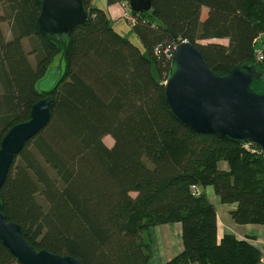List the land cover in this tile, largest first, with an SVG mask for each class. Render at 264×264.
<instances>
[{"label":"trees","instance_id":"1","mask_svg":"<svg viewBox=\"0 0 264 264\" xmlns=\"http://www.w3.org/2000/svg\"><path fill=\"white\" fill-rule=\"evenodd\" d=\"M41 1L0 0V141L30 117L33 103L52 99L47 124L14 157L1 186L6 220L36 249L82 264H150L148 228L172 222L181 223L184 248L163 264H260L247 241L217 239L215 208L201 189L212 186L222 203H237L236 223L264 224V150L179 122L164 81L183 40L218 75L249 65L264 79V48L260 61L254 52L264 0H151L143 12L128 0H106L127 3L143 50L93 0H82L86 20L61 40L41 34ZM213 38L227 43H203ZM59 60L60 79L40 92L37 81ZM222 160L229 170L218 169ZM0 264H20L1 241Z\"/></svg>","mask_w":264,"mask_h":264},{"label":"water","instance_id":"2","mask_svg":"<svg viewBox=\"0 0 264 264\" xmlns=\"http://www.w3.org/2000/svg\"><path fill=\"white\" fill-rule=\"evenodd\" d=\"M128 5L134 12L148 11L151 0H128ZM86 18L82 0H42L36 24L41 34L61 40L63 34ZM251 69L249 65H241L218 75L194 44L180 41L172 51L164 81L170 112L196 132L217 134L264 150V79L255 77ZM61 73L59 60L37 81L36 88L49 94ZM51 100L47 95L33 103L30 117L10 127L2 137L0 189L14 157L47 124ZM0 241L20 264H82L71 255L36 249L25 240L17 223L6 220L1 201Z\"/></svg>","mask_w":264,"mask_h":264},{"label":"crops","instance_id":"3","mask_svg":"<svg viewBox=\"0 0 264 264\" xmlns=\"http://www.w3.org/2000/svg\"><path fill=\"white\" fill-rule=\"evenodd\" d=\"M127 7V3L120 1L107 5L106 10L112 22H115L120 18H124L123 14L128 12ZM1 24L5 23L2 22ZM6 26L8 27H6L4 36L5 39H9L11 38L9 22ZM22 42L24 49L30 52L29 39L24 38ZM218 169L223 171L229 170L228 163L223 160L220 161L218 163ZM201 190L215 208L217 239L220 240L223 235L231 234L238 240L247 241L258 249L261 256H264V224L236 223L231 216L230 210L236 208L237 203H222L219 196L214 193L212 186H207ZM181 233L182 227L180 222L150 226L147 230L151 252L149 257L150 264H163L180 253L184 248ZM192 264L198 263L195 262Z\"/></svg>","mask_w":264,"mask_h":264},{"label":"rangeland","instance_id":"4","mask_svg":"<svg viewBox=\"0 0 264 264\" xmlns=\"http://www.w3.org/2000/svg\"><path fill=\"white\" fill-rule=\"evenodd\" d=\"M93 5L94 6H98L99 8H102L104 10L107 7L106 0H93ZM206 11H207L206 8H204V7L201 8V10H200V20H203L206 17ZM123 17H124V15H123ZM4 23L5 24H1V28H2L3 34H5L6 27H8V26H6L8 22L4 21ZM111 24H112L113 28L117 32H119L123 36L127 37L129 40H131V42H133L134 44H136L137 46H139L143 50V47L140 44L139 39L137 38L135 33L132 31V27L129 24V20L127 21L124 18H120V19H118V21L112 22ZM208 42H218V43L225 44V43H227V40L226 39H215V38H213V39H207V40L203 41V43H208ZM257 46L264 48V33L261 34V38H260L259 42H257ZM30 58H31L32 62H34V58H33L32 55H30ZM103 142L107 146L110 147L113 144V139L109 135H106V136L103 137Z\"/></svg>","mask_w":264,"mask_h":264},{"label":"built area","instance_id":"5","mask_svg":"<svg viewBox=\"0 0 264 264\" xmlns=\"http://www.w3.org/2000/svg\"><path fill=\"white\" fill-rule=\"evenodd\" d=\"M124 18L126 19V20H129V22H132L133 21V17H132V14L131 13H127V12H125L124 14ZM126 15V16H125ZM128 16V17H127ZM255 57H256V60L257 61H260V60H262V58H263V56H262V53H261V49H260V47L259 46H257L256 48H255ZM195 189V188H194ZM197 192V190L195 189V193ZM260 264H264V256H261L260 255Z\"/></svg>","mask_w":264,"mask_h":264},{"label":"bare ground","instance_id":"6","mask_svg":"<svg viewBox=\"0 0 264 264\" xmlns=\"http://www.w3.org/2000/svg\"><path fill=\"white\" fill-rule=\"evenodd\" d=\"M129 6V5H128ZM130 8V7H129ZM131 10V9H130ZM128 11V10H127ZM127 13H130L129 11Z\"/></svg>","mask_w":264,"mask_h":264}]
</instances>
